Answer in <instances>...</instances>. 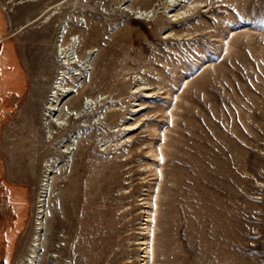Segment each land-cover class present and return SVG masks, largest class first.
Returning a JSON list of instances; mask_svg holds the SVG:
<instances>
[{"label": "rangeland", "instance_id": "1", "mask_svg": "<svg viewBox=\"0 0 264 264\" xmlns=\"http://www.w3.org/2000/svg\"><path fill=\"white\" fill-rule=\"evenodd\" d=\"M59 30L90 106L57 160L32 124ZM0 98V264L28 255L48 159L51 264H264V0H0Z\"/></svg>", "mask_w": 264, "mask_h": 264}, {"label": "bare ground", "instance_id": "2", "mask_svg": "<svg viewBox=\"0 0 264 264\" xmlns=\"http://www.w3.org/2000/svg\"><path fill=\"white\" fill-rule=\"evenodd\" d=\"M65 38H66L65 30H59L57 37V45H58L57 47L61 52V57L59 62L61 69V73H59L60 77L57 78V81L54 82L50 94L47 97L45 95L40 96L41 98L39 99V104H42L43 106L40 108L41 114H38L37 121H39L41 125L39 126L37 123L32 124L35 135L38 138H40L41 141L44 142L43 144L45 147L44 154L51 156L53 159H57V160L62 157L68 158L71 156L75 144H77L80 136V131L76 130V127L81 128L86 126L87 121L85 119V115L89 112L88 108L90 106L89 102H86L85 100L79 102L80 93L77 96H75L74 99H71V95L74 91L71 87L66 86L68 80H70L71 77L69 76L70 75L69 72H66L64 66L78 67V65H76L77 60H75L77 56L73 57L72 53L70 52L71 49H69L68 52L67 51L64 52L63 50L60 49L62 47L60 43L63 42ZM91 55L92 52H89L85 58V62L87 59L91 58ZM78 62L81 65V61ZM85 62L83 63V65L86 64ZM71 106L74 107L73 108L74 110L71 108ZM49 161H51V163ZM45 162L47 163L48 170L50 173H48L46 178L43 180L45 187L43 188L44 191L41 192L43 193L41 195V199L38 201L40 202V204H38L39 215L37 218L35 217L36 218L35 232L32 238V242L30 243L28 255L25 257V259L21 261L20 264H51L50 260L56 261L58 259V255H56L55 253H51L47 244L45 243L44 219L46 216V210L43 209V207L46 206L47 200L46 198L43 199L42 197L48 196V191H49L48 187L50 185V180H51L50 176L51 174L55 173L58 170L60 163H57L58 161H52V159L45 160ZM64 184L67 186L69 185L74 186L77 184V182L76 183L73 182L72 184V181L70 182L65 181ZM77 187L82 189H87V188H91L92 185L91 183L85 184L84 182H80L77 184ZM154 214L155 213H149L147 215V222H145L147 225V232L150 235L148 238H146L145 242L143 243L144 245H146L144 248L145 249L144 257L147 260L152 255V251H151L152 239L154 240V238H152L153 223L155 222ZM114 237L115 234L113 233L112 238Z\"/></svg>", "mask_w": 264, "mask_h": 264}, {"label": "flooded vegetation", "instance_id": "3", "mask_svg": "<svg viewBox=\"0 0 264 264\" xmlns=\"http://www.w3.org/2000/svg\"><path fill=\"white\" fill-rule=\"evenodd\" d=\"M1 99V98H0ZM2 100H3V98H2Z\"/></svg>", "mask_w": 264, "mask_h": 264}]
</instances>
